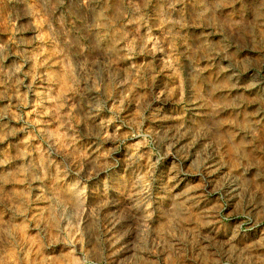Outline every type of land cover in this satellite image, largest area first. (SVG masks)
I'll return each instance as SVG.
<instances>
[{
  "label": "rangeland",
  "instance_id": "1",
  "mask_svg": "<svg viewBox=\"0 0 264 264\" xmlns=\"http://www.w3.org/2000/svg\"><path fill=\"white\" fill-rule=\"evenodd\" d=\"M263 29L264 0H0V264H264Z\"/></svg>",
  "mask_w": 264,
  "mask_h": 264
},
{
  "label": "bare ground",
  "instance_id": "2",
  "mask_svg": "<svg viewBox=\"0 0 264 264\" xmlns=\"http://www.w3.org/2000/svg\"><path fill=\"white\" fill-rule=\"evenodd\" d=\"M247 2H248V1H247ZM99 10H100V9H99ZM263 30H264V29H263ZM260 34H261V33H260ZM261 36H263V34H262ZM91 38H92V37H91ZM260 41H261V40H260ZM250 42H251V41H250ZM101 43H102V42H101ZM111 43H112V42H111ZM259 43H260V42H259ZM259 43H258V44H259ZM102 44H103V43H102ZM109 44H110V42H109ZM113 44H114V43H113ZM254 45H255V44H254ZM217 46H218V45H217ZM244 47H245V46H244ZM256 47H257V46H256ZM108 48H109V47H108ZM110 48H112V46H110ZM254 48H255V47H254ZM257 48H258V47H257ZM263 48H264V47H263ZM260 49H261V48H260ZM217 50H219V49H217ZM228 51H229V50H228ZM249 52H250V51H249ZM249 52H248V53H249ZM240 53H242V52H240ZM254 53H255V52H254ZM250 54H251V53H250ZM240 55H241V54H240ZM246 56H247V55H246ZM260 56H261V55H260ZM260 56H259V57H260ZM242 57H243V56H242ZM259 57H258V58H259ZM249 58H250V57H249ZM254 59H257V58H254ZM260 59H261V58H260ZM247 60H248V59H247ZM241 62H242V61H241ZM255 62H256V61H255ZM255 64H256V63H255ZM246 65H247V64H246ZM241 76H242V75H241ZM246 77H247V76H246ZM221 79H222V78H221ZM225 79H226V78H225ZM244 79H245V78H244ZM223 81H224V80H223ZM242 81H244V80H242ZM253 85H254V86H257V83H253ZM209 87H210V86H209ZM206 88H207V87H206ZM238 90H239V89H238ZM208 91H209V90H208ZM217 92H218V91H217ZM252 92H253V91H252ZM258 92H259V91H258ZM237 93H238V92H237ZM252 94H253V93H252ZM252 94H251V95H252ZM222 95H223V94H222ZM246 95H247V94H246ZM213 96H214V95H213ZM248 97H249V96H248ZM203 98H204V97H203ZM204 100H205V99H204ZM211 100H212V99H211ZM199 102H200V101H199ZM198 104H199V103H198ZM214 106H215V105H214ZM231 106H232V105H231ZM235 106H236V105H235ZM208 107H209V106H208ZM218 107H219V106H218ZM225 107H226V106H225ZM241 107H242V106H241ZM214 108H215V107H214ZM216 108H217V107H216ZM245 108H246V107H245ZM209 110H210V109H209ZM239 110H240V109H239ZM207 111H208V110H207ZM210 112H211V111H210ZM235 112H236V111H235ZM241 112H242V111H241ZM224 113H225V112H224ZM246 113H247V112H246ZM246 113H245V114H246ZM221 114H222V113H221ZM206 116H207V115H206ZM197 118H198V117H197ZM214 118H215V117H214ZM221 118H222V117H221ZM195 119H196V118H195ZM195 119H194V120H195ZM205 119H206V118H205ZM240 119H241V117H240ZM242 119H243V118H242ZM251 120H252V119H251ZM232 121H233V120H232ZM201 123H202V122H201ZM193 125H194V124H193ZM210 127H211V126H210ZM261 127H262V126H261ZM178 131H179V130H178ZM220 131H221V130H220ZM256 132H257V131H256ZM242 134H243V133H242ZM238 135H239V134H238ZM236 137H237V136H236ZM247 137H248V136H247ZM256 140H257V139H256ZM185 141H186V140H185ZM185 141H183V142H185ZM262 141H263V140H262ZM260 142H261V141H260ZM178 144H179V143H178ZM200 144H201V143H200ZM248 147H249V146H248ZM200 153H201V152H200ZM204 158H205V157H204ZM188 161H189V160H188ZM188 161H187V162H188ZM182 163H183V162H182ZM184 163H185V162H184ZM218 164H219V163H218ZM179 165H180V164H179ZM179 167H180V166H179ZM191 169H192V168H191ZM225 171H226V170H225ZM227 171H229V170H227ZM238 174H239V173H238ZM181 176H182V175H181ZM224 176H225V175H224ZM185 177H186V176H185ZM211 177H212V176H211ZM220 177H221V176H220ZM185 179H186V178H185ZM191 179H192V178H191ZM218 179H219V178H218ZM228 182H229V181H228ZM172 183H173V182H172ZM213 191H214V190H213ZM215 191H216V190H215ZM167 204H168V203H167ZM248 208H249V207H248ZM260 223H261V222H260ZM254 263H255V262H254Z\"/></svg>",
  "mask_w": 264,
  "mask_h": 264
}]
</instances>
